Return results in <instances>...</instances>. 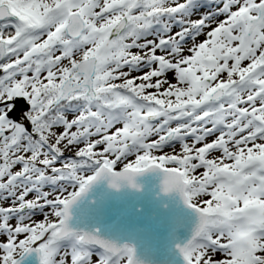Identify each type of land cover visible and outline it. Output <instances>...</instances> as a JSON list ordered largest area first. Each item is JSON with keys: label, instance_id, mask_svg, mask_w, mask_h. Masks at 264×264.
Segmentation results:
<instances>
[{"label": "snow or ice", "instance_id": "obj_1", "mask_svg": "<svg viewBox=\"0 0 264 264\" xmlns=\"http://www.w3.org/2000/svg\"><path fill=\"white\" fill-rule=\"evenodd\" d=\"M149 170L185 264H264V0H0V264H143L69 221Z\"/></svg>", "mask_w": 264, "mask_h": 264}, {"label": "water", "instance_id": "obj_2", "mask_svg": "<svg viewBox=\"0 0 264 264\" xmlns=\"http://www.w3.org/2000/svg\"><path fill=\"white\" fill-rule=\"evenodd\" d=\"M162 179L160 170L138 175L139 187L114 188L100 179L72 206L69 223L134 245L143 264H185L177 245L192 235L197 214L178 193L163 192ZM21 264H40L38 254H26Z\"/></svg>", "mask_w": 264, "mask_h": 264}, {"label": "rangeland", "instance_id": "obj_3", "mask_svg": "<svg viewBox=\"0 0 264 264\" xmlns=\"http://www.w3.org/2000/svg\"><path fill=\"white\" fill-rule=\"evenodd\" d=\"M200 2H201V3H209L210 0H200ZM201 39H203V37H201ZM138 74H139V73H135V75H138ZM57 131H59V129H57ZM153 138H154V137H153ZM212 138H214V137H210L209 140L212 139ZM176 150L179 151V145H177ZM74 151H75V147H73L72 149H67L65 154L68 155L69 153L74 152ZM165 151L168 152V151H170V150L166 148ZM157 154H159V153H157ZM218 155H219L218 152H213V153H212V156H213V157L218 156ZM133 158H134V157H130V159H133ZM121 166H122V165L118 164V165H117V169H119ZM199 171L202 172L203 169H200ZM46 190H47V189H46ZM208 198H209V197H206V196H205V197H201V199H208ZM42 218H43L42 216H35V217H33L34 220H40V219H42ZM25 222H28V221H25ZM214 258H216V259L221 258V257H220V254H219V253L215 254Z\"/></svg>", "mask_w": 264, "mask_h": 264}, {"label": "trees", "instance_id": "obj_4", "mask_svg": "<svg viewBox=\"0 0 264 264\" xmlns=\"http://www.w3.org/2000/svg\"><path fill=\"white\" fill-rule=\"evenodd\" d=\"M10 31V30H9Z\"/></svg>", "mask_w": 264, "mask_h": 264}]
</instances>
